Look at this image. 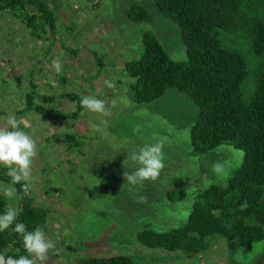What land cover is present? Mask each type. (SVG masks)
<instances>
[{"label": "rangeland", "instance_id": "rangeland-1", "mask_svg": "<svg viewBox=\"0 0 264 264\" xmlns=\"http://www.w3.org/2000/svg\"><path fill=\"white\" fill-rule=\"evenodd\" d=\"M43 1L56 28L41 38L11 12L0 13V127L15 114L22 130L37 141L28 194L50 212L45 233L55 242L44 264H79L83 258L115 255L133 256L141 264L152 256L166 258L163 264H253L264 254V240L232 251L224 239L209 238L206 252L186 258L145 248L136 239L147 227L167 231L185 224L196 195L212 186H226L244 159L243 151L231 145L205 155L194 153L191 129L199 108L187 94L168 89L153 102L134 101L135 80L126 73V63L143 57L146 34L153 35L173 61L187 62L180 27L159 12L155 0ZM134 5L146 7L152 20H131L128 10ZM54 59L61 62V73L53 68ZM249 71L252 78V64ZM112 79L116 87L109 89L104 82ZM33 92L37 95L31 98ZM86 95L104 100L109 114L101 116L83 107L77 111ZM38 96L50 98L45 105L49 109L77 114L58 120L34 112L20 115L31 100L41 104ZM101 120L104 131L93 132L91 124ZM160 139L165 141L167 165L160 177L129 185L123 173L137 167L130 153ZM216 161H227L230 173L214 175ZM5 185L9 184L0 181V188ZM178 190L185 198L169 200L167 194ZM0 194L5 196L2 190ZM138 196H146L147 202L138 203ZM6 198L8 207H19V198Z\"/></svg>", "mask_w": 264, "mask_h": 264}, {"label": "trees", "instance_id": "trees-1", "mask_svg": "<svg viewBox=\"0 0 264 264\" xmlns=\"http://www.w3.org/2000/svg\"><path fill=\"white\" fill-rule=\"evenodd\" d=\"M159 12L181 30L187 62H175L157 39L144 36V55L126 63V73L135 80L132 89L138 104L161 98L168 89L187 94L199 108L191 129L194 153L205 155L222 145L244 153L241 167L226 186H212L196 195L192 211L182 226L167 231L148 227L137 233L138 243L148 249L182 253L195 258L206 252L209 238L219 237L230 250L250 249L264 240V0H155ZM11 12L34 37L54 31L53 13L43 0H0V13ZM128 16L135 22H150L146 7L134 5ZM250 60V62H249ZM253 66V77L249 66ZM35 87V86H34ZM37 95L31 94V98ZM32 100L20 115L34 112L58 120L74 117L45 107L50 98ZM81 104L79 106L80 109ZM7 168L0 166V181L11 183ZM22 209L18 222L27 230L37 226L46 231L50 212L14 185ZM168 199L183 200V190L170 191ZM8 200L0 194V214ZM254 218L256 224H251ZM14 225L0 232V253L27 255L22 236ZM198 234V235H194ZM166 258L148 257L145 264L166 263ZM79 264H141L135 257L83 258ZM231 264H241L233 262ZM253 264H264V254Z\"/></svg>", "mask_w": 264, "mask_h": 264}, {"label": "clouds", "instance_id": "clouds-1", "mask_svg": "<svg viewBox=\"0 0 264 264\" xmlns=\"http://www.w3.org/2000/svg\"><path fill=\"white\" fill-rule=\"evenodd\" d=\"M52 66L57 73H61L62 64L58 59L52 61ZM105 86L109 89L116 87L115 79L106 80ZM83 108L91 113L106 116L110 108L108 104L98 99L95 95H86L80 100ZM117 101L111 102L115 108ZM105 121L91 124L93 132H103L102 125ZM165 141L157 140L146 143L130 153V159L137 164L136 169L129 173L124 172L126 182L131 186L142 185L145 181L155 182L161 175L166 165L164 152ZM38 155L37 141L28 132L22 130L21 120L15 114L6 117V125L0 127V165L7 168V176L11 178L9 185L2 186L0 190L8 198L18 197L14 185L20 184L24 194L31 188L33 180V163ZM231 166L227 161H216L212 164V172L217 177L230 173ZM138 203H146V196H138ZM22 209L8 207L0 214V232L14 225L13 231L22 236L23 248L27 255L12 256L0 253V264H44L50 251L55 250V242L46 236L43 227L37 226L29 231L24 223L18 222ZM198 235V234H194Z\"/></svg>", "mask_w": 264, "mask_h": 264}]
</instances>
